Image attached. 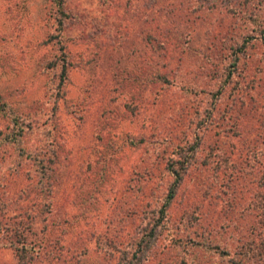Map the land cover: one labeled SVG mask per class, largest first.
I'll return each instance as SVG.
<instances>
[{
    "label": "rangeland",
    "instance_id": "rangeland-1",
    "mask_svg": "<svg viewBox=\"0 0 264 264\" xmlns=\"http://www.w3.org/2000/svg\"><path fill=\"white\" fill-rule=\"evenodd\" d=\"M263 37L264 0H0V264H264Z\"/></svg>",
    "mask_w": 264,
    "mask_h": 264
},
{
    "label": "trees",
    "instance_id": "trees-1",
    "mask_svg": "<svg viewBox=\"0 0 264 264\" xmlns=\"http://www.w3.org/2000/svg\"><path fill=\"white\" fill-rule=\"evenodd\" d=\"M262 40L264 41V37L262 38ZM242 106H243V104L241 102H239V101L235 102V100H232L231 103H230V108H227V110L228 109L229 110L232 109V111L236 113L238 111L237 109L244 108ZM237 114H238V112H237ZM248 119H250V118L248 117ZM261 162L263 163L264 161H261ZM175 163H176V165H178V167H176L175 169L171 165L169 167V169H170V171H171V173L173 175V185H177L178 182L180 181L181 172H182V170L184 168L183 164L180 165V164H178L177 161H175ZM263 165H264V163H263ZM173 193H174V189L170 188L169 191H168V194L166 196V202L171 199ZM167 204H168V202L165 204V206ZM21 235H22L21 232H19V233L17 231L12 232V236L14 237V239H12V241H10L11 242L10 244H11L12 249L16 253L15 255L17 257L18 262L22 261V263L25 264V263H27V260L29 259V256L26 255L25 247H24L23 240H22L23 237H21Z\"/></svg>",
    "mask_w": 264,
    "mask_h": 264
}]
</instances>
